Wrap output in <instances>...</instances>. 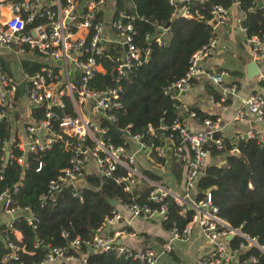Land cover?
<instances>
[{
	"label": "built area",
	"instance_id": "built-area-1",
	"mask_svg": "<svg viewBox=\"0 0 264 264\" xmlns=\"http://www.w3.org/2000/svg\"><path fill=\"white\" fill-rule=\"evenodd\" d=\"M121 1L128 13L118 12L116 20L112 19L115 0L0 2V46L14 51L20 63L29 62L39 66L37 71L31 74L21 70L22 77L19 81L13 80L0 70V121H9L10 115L18 110V101L22 98L28 115L32 110H39L41 113V118L34 123H27L21 133L14 131L13 134L10 130L9 139H0V147L4 155H8L7 161L15 160L18 166L25 167L23 156L26 153L48 151L55 143L62 141L63 136L70 137L76 142L71 166L62 170L48 183L45 193L39 198L40 201L53 197L66 187H71L74 191L72 196L81 201L78 190L82 188V173L87 172L86 166L89 163L94 165L96 174L101 178H112L114 171L121 168L125 171V176L112 178L114 183L124 184L123 191L130 193L140 183L146 182L148 192L145 200L151 204L148 206L136 202L116 201L130 220L158 219L162 223L167 219L168 210L164 200L168 197L179 208V216L184 217L188 210L193 212L191 221L183 228L174 227L169 231L168 239L161 245V253H170L173 242H187L192 225L196 224L208 249L196 258L194 264H261L252 255L238 261V258L251 248L264 254V247L259 246L255 239H250L240 229H233L219 219L216 208L211 206L209 194L199 202L191 200L196 180L208 161L206 145L213 143L217 149L221 146L218 139H212L218 131L216 122L204 120L201 131H191L178 120L168 126H159L156 131L147 126L144 135H129L125 130L122 134L126 148L115 147L106 139L107 130L101 123L114 127L116 120L112 115L106 114V111L110 107L118 106L114 101L119 88L95 91L89 86L94 75L103 72L101 58L106 59V46L117 45L121 48L120 55L115 59L117 77H123L133 64L140 65L145 62L150 52L146 49L141 53L134 45L131 26L134 16L130 13L133 7L130 0ZM191 1L167 0L173 10L172 16L190 19ZM194 1L201 3L204 0ZM108 2L111 3L113 12L110 19L106 20ZM261 2L260 10H264L263 0ZM229 9L220 5L212 7L209 23L213 32L217 27L221 28L227 24ZM157 30L159 33L154 36V42L160 44L161 38L167 36L169 28L167 25L159 26ZM240 31L244 33L242 28ZM152 38L151 35H145L147 42ZM246 44L250 47L249 56L254 63L264 50V20L260 36L246 37ZM215 49L214 35L192 54L184 76L164 88L163 95L176 99L172 96L173 91L186 93L192 80L204 79L211 87L217 89L219 99L217 102L211 99L214 104L219 107L224 105L226 100L235 95V86L226 83V73L201 67L202 63L213 57ZM21 81H25V85L20 96L18 85ZM260 81L264 85V74L260 76ZM174 108L179 107L176 105ZM188 116L193 118L194 114L190 113ZM248 118L260 125L261 133L257 137L259 142L264 143V86L261 93L248 96L244 101L243 110L233 116V121L246 122ZM243 137L253 139L254 134L248 132ZM145 139L149 144H146ZM157 139L161 141V145L154 144ZM173 140H176V145H173ZM13 143V148L21 153L16 158L9 148ZM129 143L135 145L132 152L127 148ZM64 144L67 146V141H64ZM167 145H170L169 149ZM145 150L159 159L166 156L169 150L172 158L184 166L182 196H173L160 183L150 182L136 171V151ZM9 193L10 191L0 193V212L7 216L3 225L13 239L8 235L1 237V244L6 253L0 255V264H24L18 257L23 248L19 245L21 235L12 229V224L17 217H22L26 225L34 230L36 219L28 208L11 207ZM121 216L114 209L110 216L104 219L102 228L118 224ZM102 228L90 239L74 237L67 241L68 235L60 233V237L66 240L67 244L46 247V253L38 264H84V259H79L74 254L81 247L90 254H114L130 260L133 264H158L157 255L150 248L131 249L116 242L120 236L134 239V233L116 230L110 236L101 235L99 231ZM228 237H231L230 241L239 239L235 248L230 247Z\"/></svg>",
	"mask_w": 264,
	"mask_h": 264
},
{
	"label": "trees",
	"instance_id": "trees-1",
	"mask_svg": "<svg viewBox=\"0 0 264 264\" xmlns=\"http://www.w3.org/2000/svg\"><path fill=\"white\" fill-rule=\"evenodd\" d=\"M130 3L135 11V17L131 21L133 43L141 53L149 49L147 60L140 65L133 64L123 77H117L115 59L120 55L121 48L107 45L106 59L101 58L103 72L96 73L89 82L90 88L95 91L119 88L114 101L118 106L110 107L106 114L114 117V128L121 134L111 131L105 123H101V126L106 128V139L113 146L124 148L126 145L122 133L125 130L129 135H144L147 126L156 131L159 126H168L174 120L183 122V117L174 108L178 105L177 101L163 95V89L184 76L192 54L214 36L215 32L209 23L212 7L220 5L229 9L235 6L241 13L240 28L246 37H259L264 20L261 10H253L254 0H204L201 3L192 0L189 6L190 19L172 16L173 10L167 0H130ZM122 11L128 13L123 2L115 0L112 19L116 20L118 12ZM166 25L169 28L167 36L161 38L160 44H156L154 36L159 33L157 27ZM147 34L153 37L149 42L145 40ZM38 68L37 64L21 63V69L26 73L31 74ZM0 70L12 77L7 64L1 59ZM196 82L197 79L192 80L190 87ZM212 96V100L217 102L219 97ZM228 101L229 99L224 105H228ZM189 112L194 114L193 120L198 124H202L204 120L214 121V117L197 109L191 108L186 115ZM29 118L28 123L36 122L41 118L40 111L32 110ZM12 119L18 120L15 112ZM26 125L27 123L22 124V128ZM10 130L8 120L0 121V139H9ZM218 140L220 149L213 143H208L205 147L210 161H207L196 180L193 202L204 200L209 194L211 206L216 208L219 219L233 229H240L250 239H255L259 246L264 247V143L259 142L255 134L253 139L239 137L235 143L238 153L236 157L230 153L232 146L228 140ZM64 141H67V146ZM145 142L149 144L146 139ZM14 144L9 148L16 158L21 153L13 148ZM154 144L161 145V141L157 139ZM176 144V140H173V145ZM75 145L74 139L63 136L62 141L55 143L48 151L22 155L25 167L18 166L15 160L5 163L4 152L0 147V193L10 191L11 207L28 208L36 219L34 230L26 225L22 217H17L12 224V229L21 235L19 245L23 248L18 257L24 264H38L46 253V247L64 246L74 237L90 239L102 228L104 219L110 216L114 207L119 205L116 203L110 206L107 200L151 206L145 200L148 188L136 187L126 193L123 191L124 184L114 183L112 178L125 176V171L121 168L114 171L112 178H101L95 169L83 172L82 188L78 190L81 201L72 196L74 191L69 187L40 201L48 183L71 166ZM150 154L153 157V153ZM156 160L159 164L162 162L160 159ZM147 177L154 181L152 176ZM164 203L168 210L167 219L161 223L164 231L168 232L174 227L181 229L191 221L192 211H186L184 217H181L178 215L179 208L171 198H166ZM62 232L68 235L67 241L60 237ZM4 235L13 239L7 228L0 225V255L6 253L1 244V237ZM238 242L239 239H233L229 245L235 248ZM74 254L79 259L83 258L84 264H133L114 254H90L83 247ZM250 255L264 264V254L254 248L243 253L238 261Z\"/></svg>",
	"mask_w": 264,
	"mask_h": 264
},
{
	"label": "crops",
	"instance_id": "crops-1",
	"mask_svg": "<svg viewBox=\"0 0 264 264\" xmlns=\"http://www.w3.org/2000/svg\"><path fill=\"white\" fill-rule=\"evenodd\" d=\"M10 1V0H0ZM110 6L109 11L106 12V20H109L113 8L111 3H106ZM241 15L236 7L229 9L228 22L224 27L215 29L216 49L213 57L201 64V67L212 71L224 72L227 77L225 81L227 84L235 86V95L229 99L228 105L221 107L214 104L211 100L212 95H217V89L211 87L204 79H197L196 84L183 95H178L176 101L178 103L176 108L178 115L183 117L182 124L191 131L203 130L202 124H198L193 118H190L187 112L193 108L199 110L201 113L214 117L217 123L218 131L216 132L217 139H225L230 142L236 140L246 133L251 132L256 136L261 133L259 124L247 119L246 122H234L233 116L244 108V101L250 95L259 94L263 90V84L260 81V76L264 74V50L259 59L254 62L258 69V75L248 78L247 66L253 63L249 56L250 47L246 44V36L240 31ZM0 59L4 61L9 69L13 80L19 81L22 77L21 63L19 62L14 51L0 46ZM248 73V74H247ZM19 107L16 110L18 121L12 119L13 114L10 115V129L13 132L21 133L24 128L19 129V124L28 123L30 121L27 114L26 104L24 99L18 101ZM190 113V112H189ZM15 131V132H14ZM168 149L170 145H167ZM129 151L135 150V145L129 143ZM151 152L136 151L135 155V169L145 179L150 182L160 183L173 196H182L184 166L178 164L173 158L171 152L168 150L166 156L159 160L154 154L151 157ZM231 153V152H230ZM156 158V159H155ZM210 160H208L209 162ZM212 162V161H211ZM87 172L94 171V165L89 163L86 166ZM153 177L150 180L147 176ZM147 188V183L142 182L137 187ZM143 188V187H142ZM193 200V196H191ZM115 210L120 213L121 220L113 227L102 228L99 233L101 235H112L114 231L134 233L135 238L130 239L120 236L117 239L118 244L125 245L131 249L150 248L157 255L158 264H194V261L203 252L208 249L200 229L196 224L192 225L191 234L187 242H173L171 244L172 251L168 254L161 253V245L168 239L169 231H164L161 228V223L158 219L145 221L142 219L130 220L123 212L119 205H116ZM7 216L0 212V225L5 224Z\"/></svg>",
	"mask_w": 264,
	"mask_h": 264
},
{
	"label": "water",
	"instance_id": "water-1",
	"mask_svg": "<svg viewBox=\"0 0 264 264\" xmlns=\"http://www.w3.org/2000/svg\"><path fill=\"white\" fill-rule=\"evenodd\" d=\"M261 5H262V2H261V0H255V7H254V10H260V8H261ZM261 12H262V14L264 15V10L262 9L261 10ZM130 13H131V15L132 16H134L135 17V11H134V9L133 8H131L130 9ZM213 25V24H212ZM108 26V23H106V27ZM247 70H248V72H249V74H248V78H252V77H254V76H257L258 75V69H257V67H256V65L254 64V63H250L248 66H247ZM24 85H25V81H21L20 83H19V85H18V89H19V95L21 96V94H22V91H23V89H24ZM185 93L184 92H182V93H178L177 91H173L172 92V96L173 97H177L178 95H180V96H183ZM108 127L111 129V131H113L114 133H116L117 135H119V133L117 132V130H115V128L113 127V126H111V125H108ZM217 134H214L213 135V137H212V139L213 140H215V139H217ZM232 150H231V155H234V156H238V153H237V151H236V148H235V141L233 140L232 141ZM7 159H8V155L7 154H5L4 155V162L6 163L7 162ZM244 160H242V162H243ZM70 189H71V187H69ZM107 202H108V204L110 205V206H114L115 204H116V201H114V200H107ZM231 240V237H228L227 238V241H230Z\"/></svg>",
	"mask_w": 264,
	"mask_h": 264
},
{
	"label": "rangeland",
	"instance_id": "rangeland-1",
	"mask_svg": "<svg viewBox=\"0 0 264 264\" xmlns=\"http://www.w3.org/2000/svg\"><path fill=\"white\" fill-rule=\"evenodd\" d=\"M109 9H110V6H107V8H106V12L107 11H109ZM18 121V120H17ZM22 127V124H19V129Z\"/></svg>",
	"mask_w": 264,
	"mask_h": 264
}]
</instances>
